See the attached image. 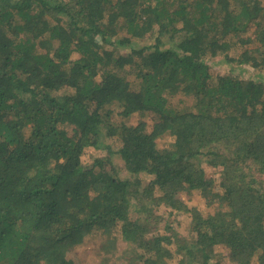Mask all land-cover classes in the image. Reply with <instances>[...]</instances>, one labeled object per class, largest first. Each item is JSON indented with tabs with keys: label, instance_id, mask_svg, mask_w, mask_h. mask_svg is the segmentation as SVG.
Masks as SVG:
<instances>
[{
	"label": "trees",
	"instance_id": "obj_1",
	"mask_svg": "<svg viewBox=\"0 0 264 264\" xmlns=\"http://www.w3.org/2000/svg\"><path fill=\"white\" fill-rule=\"evenodd\" d=\"M216 57L264 70L262 0H0V264H78L89 240L100 264H264V83ZM192 190L213 207L192 235L151 234Z\"/></svg>",
	"mask_w": 264,
	"mask_h": 264
},
{
	"label": "rangeland",
	"instance_id": "obj_2",
	"mask_svg": "<svg viewBox=\"0 0 264 264\" xmlns=\"http://www.w3.org/2000/svg\"><path fill=\"white\" fill-rule=\"evenodd\" d=\"M262 3H264V0H262ZM243 35L248 36L250 38L254 37V26H250L247 28V30L244 31ZM165 42H168L167 39H165ZM146 43V41H138L137 44H143ZM137 46V45H136ZM234 52H230L231 55H233ZM223 59L221 57L213 58L210 63L212 64V71L213 74H224L228 70L232 69L233 72H239V74L242 76L244 74L248 77H254L258 81H262L264 83V70L256 73L254 69H252L249 66L244 65H238L236 63H229L227 66L226 64H223ZM241 68V71L239 70ZM263 72V73H262ZM132 77V76H130ZM116 121H119L120 118L116 117L114 118ZM124 122H126L129 125H135L139 123L140 121H145L147 124V127L149 128L151 126V115L149 113H135L131 115L130 117L123 119ZM171 140V137H165L162 136L158 139V145H163L166 141ZM109 159L108 152L101 148H94V147H87L85 148L82 156H81V162L82 165L87 167L91 165H95L93 171L95 173L98 171L96 169H99L96 163L98 161H107ZM112 164L116 168V170L119 171V174L122 176L125 174V170L122 169L121 161L117 158H111ZM110 165H106V169H109ZM206 175L207 177L213 178L215 183H219V172L220 167H206ZM179 198L187 205L188 210L186 211H175L173 209L164 207L162 205L158 206V208L154 211L158 217H161V220L158 222V225L156 227H153L150 231L151 234H161V235H175L177 234L179 237H190L192 234L190 232V220H191V212L189 209L195 208L197 209L202 215H206L207 213L213 212V207L210 205H206L204 198L199 194L197 190H192L189 193L187 192H181L178 194ZM137 214L133 211H130L129 216L131 218L135 217ZM117 235V248L112 251L116 252L117 256L119 257L120 263L126 262L128 257L135 256V253H127L124 252L132 249L133 244L129 243L128 241L119 238L120 232H115ZM96 245L92 241H87L85 243H82L80 245L71 246L66 248V252L68 256L72 257L75 262H78V264H100L103 257L97 255ZM172 251H174V247L171 246ZM215 252L217 253V259L219 260L220 264H235L229 261L227 257V250L223 245H217L214 247ZM111 251V250H109ZM111 257V254L109 255V258ZM179 256L175 253H173L172 258L170 260L171 263H174L178 260ZM104 260V259H103ZM105 261V260H104ZM114 261V258L112 257L110 262ZM115 261L112 263L114 264ZM137 261L135 262V264Z\"/></svg>",
	"mask_w": 264,
	"mask_h": 264
}]
</instances>
